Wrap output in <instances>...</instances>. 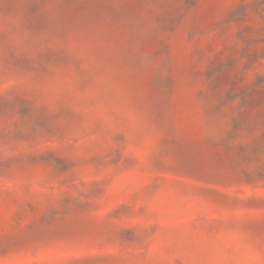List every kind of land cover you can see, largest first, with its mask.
I'll use <instances>...</instances> for the list:
<instances>
[{
    "label": "rangeland",
    "instance_id": "obj_1",
    "mask_svg": "<svg viewBox=\"0 0 264 264\" xmlns=\"http://www.w3.org/2000/svg\"><path fill=\"white\" fill-rule=\"evenodd\" d=\"M0 264H264V0H0Z\"/></svg>",
    "mask_w": 264,
    "mask_h": 264
}]
</instances>
